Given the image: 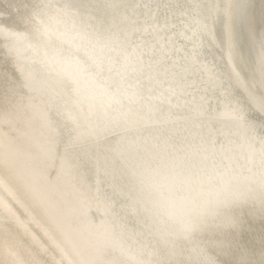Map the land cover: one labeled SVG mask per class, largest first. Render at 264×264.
I'll use <instances>...</instances> for the list:
<instances>
[{
	"label": "bare ground",
	"instance_id": "6f19581e",
	"mask_svg": "<svg viewBox=\"0 0 264 264\" xmlns=\"http://www.w3.org/2000/svg\"><path fill=\"white\" fill-rule=\"evenodd\" d=\"M0 264H264V0H0Z\"/></svg>",
	"mask_w": 264,
	"mask_h": 264
},
{
	"label": "water",
	"instance_id": "95a60500",
	"mask_svg": "<svg viewBox=\"0 0 264 264\" xmlns=\"http://www.w3.org/2000/svg\"><path fill=\"white\" fill-rule=\"evenodd\" d=\"M237 2V1H236ZM238 3V2H237ZM236 5V4H235ZM236 8H237V6H236ZM236 16L238 17V15L236 14ZM246 24L248 25V24H250V21L249 22H246ZM245 26V24L242 22V24H240V20H238V19H236L235 18V30H237V32H238V34H239V31H238V28H240V27H244ZM252 28H253V26H252ZM251 28V29H252ZM254 91V90H253Z\"/></svg>",
	"mask_w": 264,
	"mask_h": 264
}]
</instances>
